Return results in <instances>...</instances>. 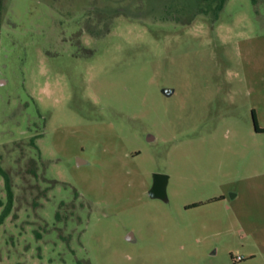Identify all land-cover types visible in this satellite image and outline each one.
I'll use <instances>...</instances> for the list:
<instances>
[{
  "label": "rangeland",
  "instance_id": "rangeland-1",
  "mask_svg": "<svg viewBox=\"0 0 264 264\" xmlns=\"http://www.w3.org/2000/svg\"><path fill=\"white\" fill-rule=\"evenodd\" d=\"M214 4L0 0V264H264V0Z\"/></svg>",
  "mask_w": 264,
  "mask_h": 264
},
{
  "label": "trees",
  "instance_id": "trees-1",
  "mask_svg": "<svg viewBox=\"0 0 264 264\" xmlns=\"http://www.w3.org/2000/svg\"><path fill=\"white\" fill-rule=\"evenodd\" d=\"M214 1L216 2V0H197V2L199 4V8L197 9V12L199 13V10H200L201 12H204L202 14H206L207 11L206 10L204 11V9L206 7H208L210 2L214 6L215 5ZM217 1H218V4H219L218 8H221L225 0H217ZM252 2L255 4L256 0H252ZM252 122H253V127H254L255 131L264 132V128H259L257 126L256 120H255V117H254L253 113H252ZM31 142L33 143V145L35 147V144H34L33 140H31ZM0 173L3 176L5 189H6V194H7V203H6V205L4 207V210L2 212V217H5L9 213V211L11 209L12 202H13V193H12V190H11V185H10V180L8 178V175L1 169H0ZM51 182L56 183L57 181L52 180ZM195 205H197V204H193L192 206H195Z\"/></svg>",
  "mask_w": 264,
  "mask_h": 264
},
{
  "label": "water",
  "instance_id": "water-1",
  "mask_svg": "<svg viewBox=\"0 0 264 264\" xmlns=\"http://www.w3.org/2000/svg\"><path fill=\"white\" fill-rule=\"evenodd\" d=\"M162 92L166 95L172 93L170 89H163ZM82 162L78 160V164ZM166 183H167V176L164 174L156 173L153 175V183L148 192L150 197H156L161 199H166Z\"/></svg>",
  "mask_w": 264,
  "mask_h": 264
},
{
  "label": "crops",
  "instance_id": "crops-1",
  "mask_svg": "<svg viewBox=\"0 0 264 264\" xmlns=\"http://www.w3.org/2000/svg\"><path fill=\"white\" fill-rule=\"evenodd\" d=\"M259 128H264V127H260L258 125ZM255 131V130H254ZM254 133H260L258 131H255ZM229 190V189H227ZM236 190V189H234ZM238 195V193L236 194H232V197L231 199H228L227 195H225V192H221L219 195H215V196H212V197H208V198H205L203 201H200V202H194V203H191V207H197V206H203V205H209V204H212V203H224L226 204L225 207L228 208V205H230L229 201L236 198ZM193 204H197L195 206H192Z\"/></svg>",
  "mask_w": 264,
  "mask_h": 264
},
{
  "label": "built area",
  "instance_id": "built-area-1",
  "mask_svg": "<svg viewBox=\"0 0 264 264\" xmlns=\"http://www.w3.org/2000/svg\"><path fill=\"white\" fill-rule=\"evenodd\" d=\"M238 259H241V258H238Z\"/></svg>",
  "mask_w": 264,
  "mask_h": 264
}]
</instances>
